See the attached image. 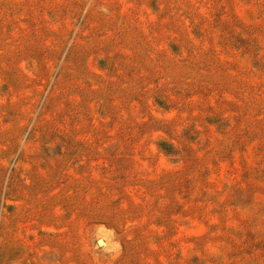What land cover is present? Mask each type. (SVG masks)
Here are the masks:
<instances>
[{
	"label": "rangeland",
	"instance_id": "1",
	"mask_svg": "<svg viewBox=\"0 0 264 264\" xmlns=\"http://www.w3.org/2000/svg\"><path fill=\"white\" fill-rule=\"evenodd\" d=\"M0 264H264V0H0Z\"/></svg>",
	"mask_w": 264,
	"mask_h": 264
}]
</instances>
